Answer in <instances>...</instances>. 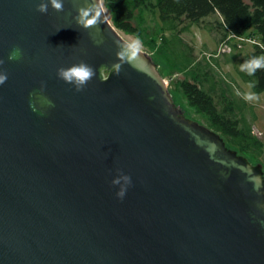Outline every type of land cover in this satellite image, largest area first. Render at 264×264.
<instances>
[{"label":"water","instance_id":"water-1","mask_svg":"<svg viewBox=\"0 0 264 264\" xmlns=\"http://www.w3.org/2000/svg\"><path fill=\"white\" fill-rule=\"evenodd\" d=\"M37 3L0 0V264H264L262 165L184 117L143 48L115 73L130 40L102 0L99 31L85 0ZM81 61L78 92L57 69Z\"/></svg>","mask_w":264,"mask_h":264},{"label":"trees","instance_id":"trees-1","mask_svg":"<svg viewBox=\"0 0 264 264\" xmlns=\"http://www.w3.org/2000/svg\"><path fill=\"white\" fill-rule=\"evenodd\" d=\"M102 2L111 12L113 25L118 30L134 35L140 34L135 20H142L145 9L158 12L162 31L169 33H162L158 48L175 60L174 67L182 75L175 80V87L181 90L194 112L204 117L206 126L220 134L227 147L244 155L249 161L256 159L264 171V142L253 132L252 122L256 116L251 106L225 88V84L210 71L209 61L196 59L193 46L182 37L192 25L214 32L222 44L232 49L226 61L233 64L240 80L247 85L254 83L255 87L251 90L264 93V69L258 70L254 76L240 70L244 61L264 54V0ZM249 32L258 38L250 50L244 51V38ZM233 38L238 40L237 43L232 42ZM247 110L252 111V119L247 117Z\"/></svg>","mask_w":264,"mask_h":264},{"label":"rangeland","instance_id":"rangeland-1","mask_svg":"<svg viewBox=\"0 0 264 264\" xmlns=\"http://www.w3.org/2000/svg\"><path fill=\"white\" fill-rule=\"evenodd\" d=\"M104 9L108 19L113 24L111 12L105 6ZM211 19L212 18H209V20ZM135 24H137V28L140 30L139 35L119 30L120 34L130 41L137 37L142 41V48L157 61V69L162 79L166 82V86L175 106L178 105V107L183 110L182 113L184 117L206 125L204 117L194 112L185 100L181 90L174 85L175 80L182 77L179 70L174 67L175 60L163 54L158 48L162 33L169 34L168 32L162 31L158 12L145 9L142 12V20L139 21V19L136 18ZM250 33L251 32L244 38L245 42L242 47L244 51L250 50L252 43L258 38L253 33ZM182 37L193 46L195 58L203 61L208 60L210 63V71L214 77L222 81L225 84V88L227 87L230 92H234L236 96L243 98L242 94L249 90L248 85L240 80L233 68V64L226 61L232 49L222 44L214 32L203 29L197 25H192L189 31L182 34ZM237 41L238 40L235 38L232 39L233 43H237ZM257 94L260 96L259 101L254 103L246 102V104L251 106L256 116V119L252 122L253 132L264 142V93ZM252 111H246V115L249 119H252ZM250 161H253L251 162L253 164L259 163L256 159H251Z\"/></svg>","mask_w":264,"mask_h":264},{"label":"clouds","instance_id":"clouds-1","mask_svg":"<svg viewBox=\"0 0 264 264\" xmlns=\"http://www.w3.org/2000/svg\"><path fill=\"white\" fill-rule=\"evenodd\" d=\"M49 3L52 8L57 12L64 11L63 0H39L36 5V10L40 13H47ZM86 6H80L77 8L78 15L75 17L76 22L85 29L96 28L99 31V23L101 21V13L95 12L85 0ZM102 43V39L96 41ZM142 49V41L137 37L132 41L124 44L117 52L118 63L114 65V71L119 75L123 64H133L138 58ZM22 57V50L17 46L9 53V60H19ZM4 64V60L0 59V66ZM264 69V54L259 56H253L250 59L244 61L240 70L245 72L249 76H254L258 70ZM96 75L95 69L89 64L81 61L76 64H72L68 67H60L57 69V76L68 84H72L76 91H82L85 86L93 79ZM8 79V74L0 69V85H3ZM255 87L254 83H249V90L243 93V99L246 102L254 103L259 101L260 96L254 91H251ZM240 94V93H238ZM46 103L51 104V101ZM35 110V108H34ZM132 183L131 177L127 174L120 173L112 180L113 185H119V189L116 192L118 198H123L126 194L127 187Z\"/></svg>","mask_w":264,"mask_h":264},{"label":"built area","instance_id":"built-area-1","mask_svg":"<svg viewBox=\"0 0 264 264\" xmlns=\"http://www.w3.org/2000/svg\"><path fill=\"white\" fill-rule=\"evenodd\" d=\"M226 46V45H225Z\"/></svg>","mask_w":264,"mask_h":264}]
</instances>
